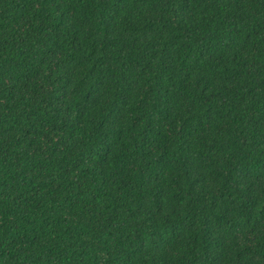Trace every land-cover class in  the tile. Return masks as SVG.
<instances>
[{
    "label": "trees",
    "instance_id": "obj_1",
    "mask_svg": "<svg viewBox=\"0 0 264 264\" xmlns=\"http://www.w3.org/2000/svg\"><path fill=\"white\" fill-rule=\"evenodd\" d=\"M0 264H264V0H0Z\"/></svg>",
    "mask_w": 264,
    "mask_h": 264
}]
</instances>
